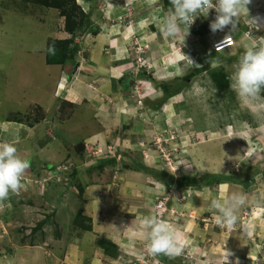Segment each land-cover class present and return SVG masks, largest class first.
Listing matches in <instances>:
<instances>
[{
  "label": "crops",
  "instance_id": "1",
  "mask_svg": "<svg viewBox=\"0 0 264 264\" xmlns=\"http://www.w3.org/2000/svg\"><path fill=\"white\" fill-rule=\"evenodd\" d=\"M10 1L16 7L23 6L30 9L31 13H34L31 15H35L37 19L39 15L44 16V18L40 17V21L44 20L43 23L40 22L36 26L44 29L42 35L45 45L43 48L36 47V51L42 50L44 53L50 38H70L71 34L65 30V18L59 9L38 11L23 0ZM105 1L77 0L79 5L88 6L93 27L76 33V37L79 36L76 45H79L78 50H81L82 55L75 54L74 66L71 70L70 65L65 63L48 64L44 54L42 58L40 57L48 79L42 81L44 83L42 87H38L41 88L40 103L46 106L49 113L43 111L44 117L37 122L35 119L24 121L19 118L18 114L21 112L14 109L15 105L10 101L9 104L4 96H0V140L13 143L18 154L30 161V168L25 174L43 176L49 171H54L53 166L74 159L75 162L77 161V168L71 180L72 183L76 181L75 189L77 185L83 189L80 196V192L70 189L69 186L51 182L45 194L40 193L39 187L31 188L29 193L20 190L16 194H10L9 199L0 202V208L2 207L0 254L4 253L9 242L12 243V234L18 232L15 229L27 224L26 226L31 228L27 229L30 233L34 229L37 237L42 239V243H47L44 250L45 257L47 254L45 264H114L120 258L130 255L129 250L136 252L142 248L140 246L148 244V230L143 224L144 217L153 215L158 197L166 196L170 192L166 186L167 179L165 181L162 179L163 176L166 178L168 173L163 168L146 164L138 151L128 152L125 149L123 152L125 165H122L121 161L104 158L84 166L89 150L92 149V145L88 143L93 140L94 144L97 141L102 143L118 141L121 142L118 144L124 145L126 142L135 144L139 141H148L153 132L149 121L151 122L153 117H156L157 122L166 124L168 117L176 116L172 122L183 126L182 116L187 118L188 112L176 106V103L181 104L184 100L180 97L182 91L166 98L165 91L160 86L179 80L190 71L198 69L202 57L207 56L208 53L205 51L204 40L206 37L210 39L212 36L218 37L221 33L209 30H204L203 33L196 32L195 27L202 20L201 18H205L202 13L203 16L200 14L189 29L181 24L179 34L174 37H164L160 29L172 7L170 2L166 3V0H140L144 7L140 5L132 16L128 15V19L133 20V25H119L118 16L126 13L124 5L120 3L121 0H114L109 7H106ZM47 24L51 29L45 26ZM134 37H139V42L146 46L140 55L150 64L138 74L134 72L137 64L136 56L138 57L136 46L131 43ZM6 45H0V49H7ZM31 48L25 50L32 51ZM83 57L86 58V62L81 60ZM6 68L5 64L0 68V72L3 71V74H0L4 76L1 88L7 93L5 95L8 96L7 99L14 100L10 94L11 87H5L6 80L10 86L14 81L21 86L26 83L19 76L14 80V73L7 72ZM26 68L33 72L31 64L26 65ZM135 82L145 88L144 104L141 108L137 103L138 97L133 91ZM60 83L65 87L59 88ZM25 87L22 88L24 92ZM44 96L47 98L45 101ZM179 97L181 99L177 101ZM66 106L68 108L72 106L69 116L64 115ZM78 107H82L81 116H75ZM42 122L49 125L43 129V133L40 128ZM57 128L66 133H58ZM240 129L236 131L240 135L236 144L231 143V147L226 145L227 154H232L234 157L239 155L238 158L246 164V169L251 166L257 168L256 165H250L256 163L250 162L264 166V157L261 155L264 150L255 151L260 152L256 154L258 161L251 159L250 162L244 161L249 154H243V149L240 150V147L254 148L253 145L256 143L251 145L248 139L259 140L258 144L259 142L264 144V134L255 133L254 137L242 135ZM73 131L77 132V136L73 135ZM202 134L203 132H200V135ZM198 143L199 145H195L196 152L191 157L192 162L198 164L196 160H199V163H205L206 158L209 157L203 159V152L197 148L198 146L201 149L203 146L207 151L204 147L205 143L201 140ZM210 163L214 167L212 161ZM147 169L154 172H149ZM210 172L220 175H218L221 178L219 183L193 187L192 192H189L191 187H181L186 193L180 192V194H185L186 197L179 199L178 194L174 200L170 197L169 206L175 207L180 213H190L192 216L205 212L214 216L218 213L210 206L211 201L219 199L222 202L236 192L234 186H239L240 191L246 195V203L239 209L238 215L244 209L247 214L249 206L253 203L259 205L264 214V181L257 179L256 183L255 174H249L248 179L241 178L238 185L232 184L234 177L232 178L228 173L221 175L215 173V169ZM259 174L262 175L261 172ZM169 175L171 176V173ZM69 189L70 191H67ZM23 194H28L29 197L23 199ZM37 203L42 210L52 212L48 217L51 219L50 222L44 221L38 225L40 211ZM210 208L212 212H209ZM80 213L81 217L77 222L76 218ZM258 215L259 218L262 217L261 213H257ZM168 216L165 218V223L174 232H179L183 238V219H172L170 214ZM26 218L30 219V222L26 223ZM88 218L91 220V230L80 226L89 224ZM34 220H37L36 223ZM186 228L194 229V232L198 233L203 232L193 222L186 223ZM99 238L110 240L117 247V250L112 249V251L118 254L106 253L97 242ZM31 239L33 240V237ZM20 244L23 245L22 242ZM156 258L159 259L157 255ZM160 262L167 264L161 260Z\"/></svg>",
  "mask_w": 264,
  "mask_h": 264
},
{
  "label": "rangeland",
  "instance_id": "2",
  "mask_svg": "<svg viewBox=\"0 0 264 264\" xmlns=\"http://www.w3.org/2000/svg\"><path fill=\"white\" fill-rule=\"evenodd\" d=\"M113 1L114 0H106L104 5L109 7ZM213 2L215 3V0H213ZM120 3L124 5L126 13L125 15L120 14L118 16L117 21L119 25H133V20L128 19L129 16H132L140 5L142 7L144 6L140 0H134L133 2L121 0ZM28 5L36 8L38 11H42V9H58L42 5ZM80 7L85 14H90L88 6L80 5ZM248 7L249 15L251 17H255L257 15L264 17V0H252V3ZM31 14L34 13H31L30 9L23 6L16 7L10 0L0 1V45L7 44L6 46H8L7 49H0V55L2 57V60L0 61V68L3 64H5L7 66L6 71L14 73V80L19 76L23 78V82L26 83V85L23 84L21 86L20 83L14 81L11 83L12 86H10L9 82L6 80L5 87H11L10 94L14 100L7 99L8 96H5L7 93H5L1 88V84L4 83V76L2 75L3 71H1L0 96H4L6 102L9 103L10 101V103L12 102V104L15 105L14 109L21 112L18 114L19 118L24 121L42 118L40 117L41 112L47 111L46 106L40 103V101H42V97H40L41 88H38L44 85V81H48L44 64L40 59V57H43V54L46 55L47 44L44 53L42 50H35L36 47L40 46L43 48L45 45L42 35L44 29L36 26L37 24H40V22L43 23L44 20L40 21V17L44 18V16L39 15L37 19L35 15ZM208 15L209 20L201 18L202 20L195 28L200 30L204 27L201 30L202 32L204 30L211 31L210 23L216 16L215 10H210ZM204 23H206V25ZM45 26L51 29L49 24ZM217 33H221L218 35L219 38L222 36H233L234 39H237L238 41L237 45L227 51L215 53L213 51L212 44L218 37L212 36V39L206 37L204 42L206 44L205 51L208 52L207 56L205 55L202 57L200 63L201 65H199L198 69L188 73L191 75V79L189 78V80L185 81L183 77L168 85L170 88H175L177 85H183L181 86L182 96L180 97H183L184 100L181 104L176 103L178 109L182 108L184 112H188L187 118L182 116V121H184L183 126H180V123L174 124V122H172L176 116L168 117L166 124L157 122L156 117H153L151 122L149 121V123L152 124L153 132L148 141H139L135 144L126 142L124 145L118 144L121 143L118 141L111 143H102L97 141L95 145L93 140L91 143H88V145H92V149L89 150L83 165L88 166L89 164H92L95 159V155H97L100 151H103L105 146L110 145L116 149L117 152L121 153L122 158L120 161L122 165H125L126 163L124 162L123 164V152L126 149L128 152L138 151L141 154V158L149 166L163 168L165 172L169 174L171 173V175L173 173L167 170L173 169L175 172V174L172 175L174 180L182 176L196 177L200 180L199 184L201 185L188 186L191 187L189 188L191 190L189 192H192L193 187L204 186V177H211L213 173L210 171L214 169L215 173H221V175H223L222 173H228L231 177L233 176L234 178H232L234 180L232 184L239 185L238 182L241 178L247 180L249 174H255L254 181L256 183L257 179L264 181V170H261L264 169L263 164L260 165L257 162H250L251 159L253 161L258 159L256 154H259L264 150V144L260 142L258 144L259 140L248 139L247 141L251 145L256 143L253 145L254 148L250 147L249 149H246L240 147V150L243 149V151L241 150L243 154H249L248 158H246L248 161L246 159H244V161L256 163L250 165H256L257 168L251 166L246 169V164L238 158L239 155L238 157H234L232 154H227L226 149V145L231 147L232 144H236L235 142L239 140L240 135L236 132L239 128H241V131L239 132L242 133V135L246 134L254 137L255 133L264 134V115L257 116L252 107L244 104L238 98L237 93L232 87V80L230 79L239 56L243 54L248 46H251L256 42V37H264V29L259 31L252 29L248 23V17L242 14L238 28L235 31L230 32L229 28H225L223 31H217ZM134 38L137 44L140 45L142 49H145L146 46L139 42V37ZM25 48H31L30 50L33 49L32 51L34 52L26 51ZM80 54L82 55L81 51ZM81 60L86 62L85 57L81 58ZM73 63L74 62L71 59L65 62L66 65H70V70L74 66ZM28 64H31L33 72L26 68V65ZM212 70H223L224 73L228 75V86L222 92L217 90L215 82L211 76ZM24 87L26 88L25 92L22 89ZM14 96H16L17 99L14 98ZM180 97L177 98V101L181 99ZM31 98H33V100H30ZM46 99V96H44L43 100L45 101ZM142 103L144 104V101H142ZM171 106L173 105L171 104ZM71 107L68 108L66 106L64 108V115L69 116L72 110ZM168 108L169 106L166 110H168ZM81 110L82 107H78L75 116H81ZM49 112L50 111H47V113ZM48 126V123L42 122L40 124L41 132L43 133V129H46ZM257 130H259V132H256ZM57 132L66 133L64 130L58 128ZM200 132H203V134L200 135ZM73 135L77 136V132L73 131ZM156 135L161 137V139L165 138L167 142L160 143L161 145L159 146L153 144L154 138H157ZM200 140L205 143L204 147L208 153L205 149H203V146L201 149L198 146L197 148L203 152V159L206 157L209 158H206L205 163H199V160H196L198 162V164H196L195 162H192L191 157L194 152H196L195 145H199L198 142H200ZM3 142V140H0V143ZM146 144H149L150 146L147 147ZM177 149L180 150L179 154L175 151ZM255 151L260 152L256 153ZM146 154L148 155L146 156ZM261 155L264 157V152ZM69 160L70 161L66 163L71 162L74 165L72 169V173H74L75 166L77 167V161L75 162L74 159ZM210 161H212L214 167ZM197 168L201 169L197 170ZM260 172L262 175L259 174ZM169 174L166 175V182H168V185L166 184V186L170 191L168 192V196L174 200L178 194L179 199H184L186 197L185 194H180V192H186L184 189L179 187L175 181L172 182L173 179L169 177ZM70 176H72V174ZM57 182V184L66 185V182ZM75 183L76 181L73 183L69 182V185L66 186H69L70 189L74 190L76 185ZM49 185H47L44 189L39 186L40 193L45 194L44 192H46V189L49 188ZM216 186L217 185H215V187ZM234 187L236 188V192L242 193L239 186ZM70 189L67 191H70ZM20 190L23 192V187ZM75 190L81 192V188L78 185ZM67 195L68 192L66 193V196ZM27 197H29L28 194H23V199H27ZM169 201L171 202V200L167 201V211L165 212L162 220L165 222L166 216L169 217L168 214H170L172 219H183L182 222H184V251L182 255L173 258L175 264H225L224 256L226 250L233 254L228 257L229 264H236L237 260L239 261V264H264V214H262V208H260L259 205L253 203L249 206L247 214L244 209L243 212L238 215L239 220L234 229L228 230L217 225L215 219L217 214H214L213 216L212 214H207V212H205L204 214L199 213V215L197 214L192 216L190 213H180L175 209V207L169 206ZM37 205L39 206L38 210L40 211L39 223L41 221L50 222L51 219H46L45 216V213H50V211L45 209L42 210L38 203ZM210 209L211 210L208 209L209 212H212V208ZM257 213H261L262 217L259 218L260 214L257 216ZM153 215L156 216L155 210ZM25 221L28 223L30 222V219L28 220V218H26ZM34 221L36 223L37 220ZM188 222L197 224V227L201 228L203 232L200 233L199 231L198 233L194 232V229L192 230L190 228H186V223ZM26 225L19 229H15V231L18 232L12 234V243L9 242V244L5 247L4 253L0 254V264H45L47 254L45 257L44 250L47 243H42V239L37 237L34 229L30 233L27 229L31 228ZM243 225L250 226V231H243ZM23 234L25 236H22ZM32 237L33 240L31 239ZM20 242H22L23 245H21ZM140 247L142 248H140V250L138 249L136 252L129 250L128 253L130 255L120 258L117 262H114V264H162L156 256L150 254L147 244ZM5 253L6 256L4 257ZM124 258H126L127 261ZM172 262L169 261L167 264H173Z\"/></svg>",
  "mask_w": 264,
  "mask_h": 264
},
{
  "label": "clouds",
  "instance_id": "3",
  "mask_svg": "<svg viewBox=\"0 0 264 264\" xmlns=\"http://www.w3.org/2000/svg\"><path fill=\"white\" fill-rule=\"evenodd\" d=\"M169 2L172 7L169 9L168 15L164 18L160 29L164 37H174L179 34L181 31V24L186 25L189 29V26L192 25L195 19L200 14L202 15V13L204 15L202 16L209 20L207 16L208 12L213 9L215 10L216 16L210 23L212 32L223 31L225 28H229L230 32L235 31L238 28L242 14L248 17V23L252 29H256L257 31L264 29V17L259 15L251 17L249 15L248 6L252 3V0H215V3L213 0H169ZM76 36L77 34L74 37L75 43H77L79 39V36ZM71 37L72 35L70 38ZM233 40L235 42L233 46H224L220 51H216L212 45L213 51L215 53H221L232 49L237 45V39L233 37ZM131 43H134L135 46L138 45L136 44L135 38ZM54 51V48H50V52L54 54ZM80 51L81 50L77 51L78 55H81ZM189 61L194 65L192 60L189 59ZM137 64L135 65V70L137 69ZM148 65L150 64L147 63L144 68H147ZM141 69L138 72H134L138 74ZM230 79L232 80V87L237 93L238 98L244 104L252 107L257 116L264 115V37H256V42L248 46L243 54L239 56ZM136 84L140 85L142 88V92L140 93L142 94L141 99L143 101L145 88L142 87L140 83L135 82L133 84V91L138 97V100L140 97L135 93ZM64 87L62 83L59 84V88ZM138 106L141 108L143 103L141 106L138 103ZM115 160L118 161L117 159ZM29 168L30 161L22 158L18 154V150L13 143H0V202L9 199L10 194L18 193L22 187L23 193L29 192L33 187H39L34 181L26 183L22 178H41L50 172L40 177L35 175H24ZM69 182H72L71 176ZM69 182L66 183V185H69ZM50 183L51 182H49L48 185ZM245 203L246 195L238 192L232 193L222 202L219 199H213L210 206L218 213L215 217L217 225L228 230L234 229L239 220V209L245 205ZM0 209H2V207ZM143 224L148 230L147 247L150 254L153 256L163 254L170 259L182 255L184 251V241L179 232H174L167 223L155 215L144 217ZM242 230L249 232L250 226L243 225ZM230 255L233 254L226 250L224 256L225 264H229L228 257ZM236 264H239L238 260Z\"/></svg>",
  "mask_w": 264,
  "mask_h": 264
},
{
  "label": "trees",
  "instance_id": "4",
  "mask_svg": "<svg viewBox=\"0 0 264 264\" xmlns=\"http://www.w3.org/2000/svg\"><path fill=\"white\" fill-rule=\"evenodd\" d=\"M26 4H32V5H42V6H47V7H54V8H58L61 12V15L65 18V30L69 33H71L72 37L69 39H64V40H59V39H53L50 38L47 42V48H46V61L48 64H64L66 61L68 60H74L75 58V54L77 53L78 49H79V45H76V43L74 42V37L76 35V33L78 31H81L85 28H90L93 27L92 25V21L90 19V15L85 14L80 5H78L76 0H23ZM166 3L169 4V0H166ZM197 32H201V29H196ZM50 48H54V54L52 52H50ZM211 76L213 81L215 82V85L217 87V90L219 92H222L224 89L227 88L228 83H229V78L228 75L224 73L223 70H212L211 71ZM191 77V75H186L184 77L185 81L189 80V78ZM191 79V78H190ZM170 84L166 83L163 84L162 86H160L161 88L164 89L165 93H166V98H169L170 96L177 94L178 92L181 91V86L177 85L175 88H170V86H168ZM40 117H44L42 112H41V116ZM41 119V118H38ZM37 118H35V120H38ZM82 147L83 145L80 144ZM115 160V159H112ZM54 168L56 166H53ZM76 166H75V170H76ZM149 172H154V170L151 169H147ZM167 173V172H166ZM70 174H74L72 173V171L70 172ZM169 174V173H168ZM40 177V176H39ZM173 179L172 182H176V184L179 187H184V186H194V185H201L200 180H198L196 177H189V176H182L179 177L178 179L174 180V178L171 176H169ZM162 179L166 180V178L163 176ZM221 178L218 175H211V177H204V184H213V183H218L220 182ZM168 183V182H167ZM81 188V186H79ZM82 188H81V192H80V196H82ZM52 212H46L45 216L46 219L52 215ZM48 215V216H47ZM79 217H81V213L77 216L76 221H79ZM89 219V224H82L80 225L82 228L86 229V230H91L92 228V224H91V220ZM44 221H41L38 225H41V223ZM98 244L103 247L106 251V253L108 254H112V255H117V252H113L112 249H116L117 247L108 239L106 238H99L98 239ZM159 257V260H161L162 262H172L174 263L173 258L170 259L169 257L161 254V255H157Z\"/></svg>",
  "mask_w": 264,
  "mask_h": 264
},
{
  "label": "built area",
  "instance_id": "5",
  "mask_svg": "<svg viewBox=\"0 0 264 264\" xmlns=\"http://www.w3.org/2000/svg\"><path fill=\"white\" fill-rule=\"evenodd\" d=\"M136 44H137V42H136ZM234 44H235V42H234L232 36H222L220 38H217L213 42L212 45L216 51H220L221 49L224 48V46L231 47ZM136 50L138 53V57L136 56V62L138 63L136 66V68H137L136 72H138L141 68H144L147 63H146V60H144L143 57L140 55V53L143 51L142 47L140 45H136ZM140 92H142V88L140 85L136 84L135 85V93L138 94L140 97L138 100V103L141 106L142 105V99H141L142 94ZM156 137L157 138H154L153 144H155L157 146L161 145L160 143L167 142L165 138L161 139V137H158L157 135H156ZM146 145H147V147L150 146L149 144H146ZM175 151H177V154H179L180 150L177 149ZM147 155L148 154H146V156ZM94 158L95 159L93 161H97V160L103 159V158H113V159H117L119 161L122 158V155H121V153L117 152L116 149H114L113 147L108 145V146L104 147L103 151H100L99 153H97V155H95ZM96 158H98V159H96ZM73 167H74V165L71 162L63 163V164L57 166L54 171H50L49 173H47L46 176H43L41 178H36V179H29L27 177H24V178H22V180H24L26 183L34 181L42 189H44L48 185L49 182L59 181L60 183H65V182L68 183L70 180V172L72 171ZM167 171H170L173 174H175L173 169L167 170ZM168 200H170V196H168V195L158 197V199H157V203L155 205V212H156V216L161 220H162L165 212L167 211L166 205H167Z\"/></svg>",
  "mask_w": 264,
  "mask_h": 264
}]
</instances>
